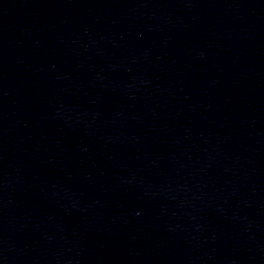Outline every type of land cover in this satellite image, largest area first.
<instances>
[{"label": "water", "instance_id": "1", "mask_svg": "<svg viewBox=\"0 0 264 264\" xmlns=\"http://www.w3.org/2000/svg\"><path fill=\"white\" fill-rule=\"evenodd\" d=\"M0 264H264V0H0Z\"/></svg>", "mask_w": 264, "mask_h": 264}]
</instances>
